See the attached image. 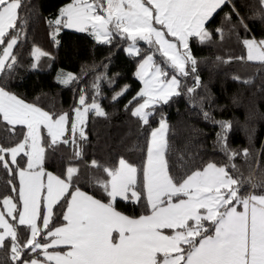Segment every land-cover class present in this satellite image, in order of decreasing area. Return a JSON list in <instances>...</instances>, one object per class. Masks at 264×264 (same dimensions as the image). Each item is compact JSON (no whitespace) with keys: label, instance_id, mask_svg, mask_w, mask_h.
<instances>
[{"label":"snow or ice","instance_id":"1","mask_svg":"<svg viewBox=\"0 0 264 264\" xmlns=\"http://www.w3.org/2000/svg\"><path fill=\"white\" fill-rule=\"evenodd\" d=\"M257 2L264 15V0ZM226 4L231 0H70L48 24L55 26L53 39L61 26L88 31L102 43H111L119 35L131 41L126 51L134 56L141 53L137 41H144L164 57L163 65L186 76V65L190 63L195 72L197 63L190 39L196 37L201 43L211 39L206 22ZM21 6L22 0H0V72L12 69L17 61L13 49L25 23ZM232 13L239 16L235 5L225 19L230 20ZM243 44L247 60L264 62V39H245ZM46 55L38 47L32 50L37 60ZM135 75L143 87L125 108L135 103L131 115L147 125L153 114L149 109L179 95L180 81L176 75L169 79L153 54L144 56ZM58 78L63 84L77 79L72 73H60ZM91 87L98 90L99 86L93 81ZM85 91L81 89L73 109L75 118L70 121L68 113L50 114L0 87V123L5 125L0 131L9 133L11 140L16 126L26 129L18 142L0 143V168L19 182L17 187L8 180L16 197H0V248H8L11 264H264V176L257 180L253 170L247 178L234 177L229 171L235 169L234 164L209 162L178 180L166 159L169 126L163 118L150 133L142 167L123 157L111 167L95 159L87 165L102 173L89 180L102 189L105 200L81 190L80 169L71 160L62 175L46 171L45 130L48 147L71 143L72 158L78 159L83 149L76 134L80 141L87 139L88 113L107 115L96 95L91 104L87 102ZM69 123L71 140L66 136ZM220 123L222 133L230 127ZM222 133L217 134L218 142L224 139ZM222 149L229 161L238 155L229 154L226 143ZM21 154L27 158L23 167L18 161ZM244 155L249 156L247 149ZM244 187L249 190L242 194ZM118 200L144 201L147 212L138 217L125 215L116 208ZM61 204L66 205L62 220L53 228L54 208ZM20 226L27 232L26 239L18 231Z\"/></svg>","mask_w":264,"mask_h":264},{"label":"trees","instance_id":"2","mask_svg":"<svg viewBox=\"0 0 264 264\" xmlns=\"http://www.w3.org/2000/svg\"><path fill=\"white\" fill-rule=\"evenodd\" d=\"M69 2L22 0L20 16L25 23L13 49L17 61L12 69L0 72V87L50 114L67 112L71 116L73 109L78 106L81 89H86L84 94L88 103L96 95V102L107 113L106 116H97L94 111L88 113L85 124L87 139H77L83 149V155L78 159L72 158L74 146L71 143L48 147L50 138L44 131L46 170L62 175L71 160L80 169L78 186L81 190L105 200L102 189L89 180L91 176L102 173L87 165L95 159L111 167L123 157L129 163L142 167L146 160L149 133L161 118H165L169 126L166 159L171 174L178 180L209 162L234 164L235 169H229L234 177L242 174L247 178L253 170L257 180L264 176V62L247 60L243 44L245 39L251 37L264 38V15L259 11L257 0H231V4L222 6L213 14L206 22L211 39L201 43L193 37L189 41L191 54L197 63L195 72L189 63L186 76L163 65L164 57L144 41H140V55L134 56L125 51L128 40L119 35L114 36L111 43H102L87 31L61 26L53 39L51 33L55 31V26L50 27L48 21L57 18L59 9ZM232 5H235L239 16L232 13L230 20L225 19ZM241 17L243 25L240 24ZM216 29L222 31L217 32ZM34 47L48 54L41 58L50 61L47 68L32 67ZM148 52H153L156 60L169 72L178 75L180 94L172 96L168 103H160L152 108L149 123L144 125L139 118L131 115L136 104L127 109L125 105L140 88L135 70ZM58 70L70 71L77 79L62 84L55 78ZM93 81L98 83V90L91 87ZM125 85L128 86L127 91L113 100L115 93ZM189 88L194 91L189 92ZM220 122L230 125L223 133ZM4 127L0 123V129ZM25 131L23 126H16V135L11 140L8 139L9 133L0 131V143L9 146L10 143L18 142ZM218 133H222L224 138L220 142L217 140ZM66 136L71 140L69 134ZM224 143L229 154L238 153L231 161L222 149ZM244 149L248 150L249 156L244 155ZM26 159L22 154L18 157L22 167ZM9 179L18 187L17 177L9 176L6 170L0 168V197H16L12 185L8 184ZM248 190V187H244L242 194ZM65 206H55L51 227L61 223ZM116 208L131 217L147 212L144 201L135 203L118 200ZM18 231L22 239H26L24 227L20 226ZM0 261L11 264L7 247L0 248Z\"/></svg>","mask_w":264,"mask_h":264},{"label":"rangeland","instance_id":"3","mask_svg":"<svg viewBox=\"0 0 264 264\" xmlns=\"http://www.w3.org/2000/svg\"><path fill=\"white\" fill-rule=\"evenodd\" d=\"M65 6V5H64ZM68 29H72V30H77V29H75V28H68ZM78 31V30H77ZM88 32V31H87ZM90 33V32H89ZM94 37V36H93ZM95 38V37H94ZM264 39V38H263ZM262 40V39H261ZM131 44V41L130 40H128L127 41V43H126V45H125V51H126V49L128 48V46ZM140 46H141V44H140V42L139 41H137V47L140 49ZM40 49V48H39ZM41 50V49H40ZM42 51V50H41ZM127 52V51H126ZM147 54H153L154 55V60L157 62V63H161L160 61H158V60H156V56H155V54L153 53V52H148V53H146L145 55H147ZM41 58H42V56L37 60L36 58H34V61H33V64H36V67L35 68H43V69H45V68H47L48 66H49V64H50V61H43V60H41ZM144 58V57H143ZM143 58L139 61V63L143 60ZM139 63L137 64V66L139 65ZM189 64H187L186 65V71H187V66H188ZM137 66H136V70H135V73H136V71H137ZM163 67V66H162ZM165 70L168 72V78L170 79L171 78V76L172 75H176L177 76V78H178V73L179 72H177V71H175L176 73H172V72H169L168 71V69L167 68H165ZM60 73H64V74H67V73H72V72H70V71H65V70H58L57 72H56V74H55V78H56V80L58 81V82H60V79L58 78V74H60ZM73 74V73H72ZM136 76V75H135ZM179 79V78H178ZM140 81V80H139ZM61 83V82H60ZM63 84V83H62ZM143 87V84H142V82L140 81V88H139V90H138V92L140 91V89ZM122 89H120V90H118L117 92H120ZM7 91V90H6ZM8 92H10V93H13V94H15L14 92H11V91H8ZM116 92V93H117ZM115 93V94H116ZM16 96H18L20 99H22L19 95H17V94H15ZM24 100V99H23ZM26 103H30V102H28V101H26V100H24ZM142 102V101H141ZM92 103V102H91ZM91 103H89V104H91ZM98 103V102H97ZM30 104H32V103H30ZM38 107V106H37ZM77 107V106H76ZM75 107V108H76ZM74 108V109H75ZM42 110H44V109H42ZM150 111H151V109H149ZM45 111V110H44ZM62 113H67V112H62ZM62 113H60V114H62ZM60 114H57V115H60ZM69 115V114H68ZM75 118V113H74V111L72 112V115L71 116H69V120L71 121L72 119H74ZM163 119H165V118H163ZM159 126V123H158V125L156 126V127H154V128H157ZM69 132L68 133H66V134H69L70 136H71V131H70V128H71V125H70V123H69ZM153 128V129H154ZM84 130H85V126H84ZM151 131H152V129H151ZM151 131H150V133H151ZM45 132H46V130H45ZM47 133V132H46ZM150 133H149V137H148V139L150 138ZM72 137V136H71ZM76 138L78 139L79 138V134L77 133L76 134ZM146 157H147V155H146ZM127 161V160H126ZM146 161V160H145ZM128 162V161H127ZM46 171H50V170H46ZM50 172H52L53 174H55V175H57L56 173H54L53 171H50ZM18 179V178H17ZM19 183V182H18ZM7 219L9 218V219H11L10 217H6ZM10 221V220H9ZM11 222V221H10ZM43 257H41V259H42Z\"/></svg>","mask_w":264,"mask_h":264},{"label":"crops","instance_id":"4","mask_svg":"<svg viewBox=\"0 0 264 264\" xmlns=\"http://www.w3.org/2000/svg\"><path fill=\"white\" fill-rule=\"evenodd\" d=\"M249 39H255V40H257V41H259V40H261V39H257V38H253V37H251V38H249ZM140 42V41H139ZM245 49H246V46H245ZM246 57H247V49H246ZM86 193V192H85ZM88 194V193H87ZM88 195H90V194H88ZM98 199V198H97ZM240 210H242V209H240ZM58 226V225H57Z\"/></svg>","mask_w":264,"mask_h":264}]
</instances>
